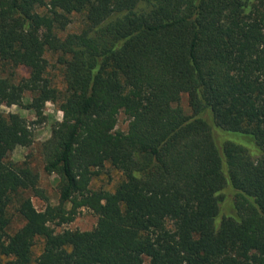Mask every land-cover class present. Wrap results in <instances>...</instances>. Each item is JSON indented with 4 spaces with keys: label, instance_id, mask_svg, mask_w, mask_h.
<instances>
[{
    "label": "trees",
    "instance_id": "1",
    "mask_svg": "<svg viewBox=\"0 0 264 264\" xmlns=\"http://www.w3.org/2000/svg\"><path fill=\"white\" fill-rule=\"evenodd\" d=\"M0 60L28 68L0 76V106L61 111L41 143L58 179L43 209L38 173L9 159L31 122L0 111V264H264V0H0ZM107 163L123 179L91 188ZM80 208L92 228L56 230Z\"/></svg>",
    "mask_w": 264,
    "mask_h": 264
},
{
    "label": "rangeland",
    "instance_id": "2",
    "mask_svg": "<svg viewBox=\"0 0 264 264\" xmlns=\"http://www.w3.org/2000/svg\"><path fill=\"white\" fill-rule=\"evenodd\" d=\"M81 25V17L79 15H72L71 22L65 29L66 32L77 31ZM46 58L48 61L47 76L51 79L52 83L58 88L63 87L61 67L56 63L55 55L47 52ZM28 75V68L24 66H12L6 62L0 60V76L8 77L14 81L20 78L26 77ZM30 95L25 96L24 102L28 101ZM180 105L185 111L188 110L187 96L182 94L180 98ZM0 111L3 114L9 112H15L19 115L25 117L29 122H31V127L33 129V141L29 146L16 147L9 155V159L16 162L22 163L27 162L31 168L39 175V187L42 188V195H35L28 192L31 196V200L37 209H43L46 202L51 204L58 203V179L55 174L46 173L43 169V160L41 154V143L50 134L51 124L60 120L61 111L57 108V105L52 102H47L44 106L45 119L42 122H36L34 113L26 109L24 106H18L15 104H8L4 102L0 106ZM128 119L124 113H119L118 120L115 126L116 130L125 131L127 129ZM123 179L122 173L113 168L110 164H106L103 169L100 170L99 174L94 176L91 180V188H103L107 190H114L117 184ZM68 206V205H67ZM226 211V210H225ZM96 223L95 214L87 209L80 208L73 220L70 222L63 223L56 226V230H61L64 228L69 229H80L88 230L92 228ZM23 224V220L17 214H14L11 220L9 231L13 232L18 227ZM42 239H37L33 246V257H36L41 250Z\"/></svg>",
    "mask_w": 264,
    "mask_h": 264
}]
</instances>
